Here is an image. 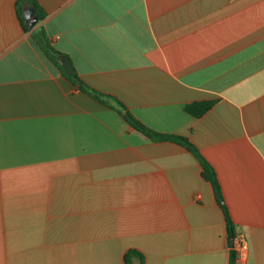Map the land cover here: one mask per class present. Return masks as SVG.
Listing matches in <instances>:
<instances>
[{
    "label": "crops",
    "instance_id": "1",
    "mask_svg": "<svg viewBox=\"0 0 264 264\" xmlns=\"http://www.w3.org/2000/svg\"><path fill=\"white\" fill-rule=\"evenodd\" d=\"M19 1L0 0V264H231L238 234L236 264H264V0H35L42 21ZM41 29L88 85L198 148L234 235L199 160L77 90Z\"/></svg>",
    "mask_w": 264,
    "mask_h": 264
},
{
    "label": "trees",
    "instance_id": "2",
    "mask_svg": "<svg viewBox=\"0 0 264 264\" xmlns=\"http://www.w3.org/2000/svg\"><path fill=\"white\" fill-rule=\"evenodd\" d=\"M22 2H28L33 6L39 21H42L46 18L47 14L45 10H43V8L35 0H20L17 3V9L19 8ZM20 20L23 22L22 17H20ZM23 26L26 29V31H28V27L25 26V24ZM31 38L37 44V46L43 51V53L47 56V58L55 66L58 67V69L61 71L62 76L67 78L69 81H71L77 90L90 95L92 98L99 101L103 105L115 110L119 115H121L126 120V122L134 130L142 133L150 140L154 142H173L189 150L199 160L203 169L202 171L203 179L212 185L217 202L219 203L221 209L225 214L227 227L230 233L234 235V224L232 222L229 209L225 204L223 191L217 176V172L213 167V165L206 160V158L200 153V151L195 145H193L191 142H189L187 139L181 136L174 134L159 133L151 129L150 127L146 126L141 121H139L135 116H133L128 111L127 107L118 98L104 94L96 90L95 88L91 87L85 81L82 80V78L78 75L76 71H73V73L67 75L63 70L61 64L59 63V58L62 54L52 46L50 39L48 38V36L46 35L43 29L32 33ZM214 103H215L214 101L196 102V103L188 104L185 107V110L190 115L196 118H201L205 113H207L213 107ZM134 258H138L140 260V264H145L144 255L140 254L136 250H130L127 252L125 256L126 264H132V260ZM231 264H236V255L234 252L231 255Z\"/></svg>",
    "mask_w": 264,
    "mask_h": 264
},
{
    "label": "built area",
    "instance_id": "3",
    "mask_svg": "<svg viewBox=\"0 0 264 264\" xmlns=\"http://www.w3.org/2000/svg\"><path fill=\"white\" fill-rule=\"evenodd\" d=\"M232 249L236 255V263L243 262L249 257L250 245L243 234L234 236Z\"/></svg>",
    "mask_w": 264,
    "mask_h": 264
},
{
    "label": "water",
    "instance_id": "4",
    "mask_svg": "<svg viewBox=\"0 0 264 264\" xmlns=\"http://www.w3.org/2000/svg\"><path fill=\"white\" fill-rule=\"evenodd\" d=\"M59 63L61 64L63 70L65 71L67 75L73 73L74 68H73L72 61L69 57L65 55H61L59 58Z\"/></svg>",
    "mask_w": 264,
    "mask_h": 264
}]
</instances>
